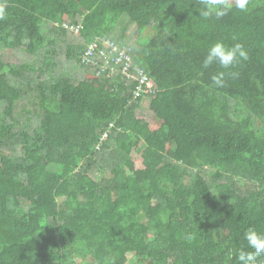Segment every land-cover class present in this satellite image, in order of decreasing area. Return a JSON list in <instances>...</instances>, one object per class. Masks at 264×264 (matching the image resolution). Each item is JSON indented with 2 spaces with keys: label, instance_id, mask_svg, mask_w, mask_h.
Segmentation results:
<instances>
[{
  "label": "trees",
  "instance_id": "obj_1",
  "mask_svg": "<svg viewBox=\"0 0 264 264\" xmlns=\"http://www.w3.org/2000/svg\"><path fill=\"white\" fill-rule=\"evenodd\" d=\"M0 3V264H239L254 251L264 0L220 19L202 18L198 0ZM217 41L248 59L204 68ZM122 52L152 88L137 94L104 67ZM220 71L238 75L217 87Z\"/></svg>",
  "mask_w": 264,
  "mask_h": 264
},
{
  "label": "clouds",
  "instance_id": "obj_2",
  "mask_svg": "<svg viewBox=\"0 0 264 264\" xmlns=\"http://www.w3.org/2000/svg\"><path fill=\"white\" fill-rule=\"evenodd\" d=\"M201 7L198 9L199 15L204 19L215 17L220 19L234 6L240 11H247L249 0H198ZM8 12L6 6L0 3V21L7 18ZM248 59V52L241 43H235L232 46L226 45L223 41L213 43L207 50L203 59V67L208 68L212 65L219 64L223 69H231L241 61ZM236 76L235 72L226 73L220 71L212 76V82L217 87L225 85L226 75ZM196 237L188 235L186 239L191 242ZM245 239L248 247L254 251L240 250L236 259L239 264H257V257L264 255V233H260L255 229L245 233Z\"/></svg>",
  "mask_w": 264,
  "mask_h": 264
},
{
  "label": "built area",
  "instance_id": "obj_3",
  "mask_svg": "<svg viewBox=\"0 0 264 264\" xmlns=\"http://www.w3.org/2000/svg\"><path fill=\"white\" fill-rule=\"evenodd\" d=\"M96 45H92L90 47V50L87 52V55L89 57V55L91 54V52L94 50ZM87 57V58H88ZM128 59L129 60V55L125 52H122L118 57L113 58V61L111 63V61L106 62V65H104L105 68H109L110 66H112L111 68V72L112 75L115 77L117 75H122L124 77H126L127 79H135V83H137L138 88L137 89V94H139L141 92L142 89H144V86H147V89H150L153 87V83L150 81V79L147 77V75L139 68H137L136 72H133L130 70V64H123V60L124 59ZM111 63V64H110Z\"/></svg>",
  "mask_w": 264,
  "mask_h": 264
},
{
  "label": "rangeland",
  "instance_id": "obj_4",
  "mask_svg": "<svg viewBox=\"0 0 264 264\" xmlns=\"http://www.w3.org/2000/svg\"><path fill=\"white\" fill-rule=\"evenodd\" d=\"M147 33H149L148 30L143 33L145 38L142 40V42H146V41H148L150 39L151 35H148ZM138 35H139L138 33L134 34V37L132 38V40H133L132 44H135V40H137ZM21 57H23L25 60L30 59V56H27V54L20 53L19 51H14V53L10 56V60L15 62V61H17L16 58H21ZM64 57H65V55H64ZM77 68L78 69H76L75 72L78 73L79 76H81V75L83 76V73H82L83 70L81 68H79V67H77ZM91 175H92L93 178H96L97 180H101L106 175V172H104V171H102V172L95 171V172H92ZM130 257H131V261L133 262L134 257L133 256H130Z\"/></svg>",
  "mask_w": 264,
  "mask_h": 264
}]
</instances>
